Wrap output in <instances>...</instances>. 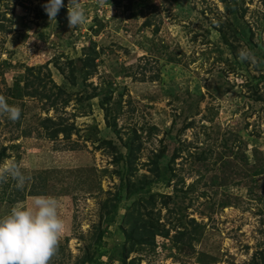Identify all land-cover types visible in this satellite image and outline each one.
<instances>
[{
	"label": "rangeland",
	"instance_id": "1",
	"mask_svg": "<svg viewBox=\"0 0 264 264\" xmlns=\"http://www.w3.org/2000/svg\"><path fill=\"white\" fill-rule=\"evenodd\" d=\"M46 2L0 0V95L21 110L0 114V166L26 177L0 181V216L54 197L50 264H263L264 0H80L73 28ZM38 76L69 104L27 95ZM49 117L76 130L53 140ZM141 216L155 243L125 259Z\"/></svg>",
	"mask_w": 264,
	"mask_h": 264
},
{
	"label": "clouds",
	"instance_id": "2",
	"mask_svg": "<svg viewBox=\"0 0 264 264\" xmlns=\"http://www.w3.org/2000/svg\"><path fill=\"white\" fill-rule=\"evenodd\" d=\"M63 0H47L44 5L49 20H56ZM69 27L82 25L87 20L80 0H69L67 5ZM239 58L251 60L249 50L241 48ZM0 114L13 122L20 119L19 107L9 104L0 95ZM11 178L22 188L26 177L15 162L0 166V181ZM64 223L58 215V201L51 196H37L31 206L12 207L7 215L0 216V264H50L58 249Z\"/></svg>",
	"mask_w": 264,
	"mask_h": 264
},
{
	"label": "trees",
	"instance_id": "3",
	"mask_svg": "<svg viewBox=\"0 0 264 264\" xmlns=\"http://www.w3.org/2000/svg\"><path fill=\"white\" fill-rule=\"evenodd\" d=\"M95 61L96 60L94 58H91L90 56L88 60L86 61V66H89V67L94 66ZM29 70L31 71V73L33 72L32 68ZM94 73H95V70L94 71L91 70L89 72V74L91 75ZM49 77L50 76L45 77V78H47L48 81L52 82L53 80ZM45 78L38 76L37 81H33V80L28 81L27 89H32L31 90L32 92L28 91L29 94L27 93V95H31L33 97L35 96L38 97L40 95L42 99H48V103H50V106L53 107L54 109H57L60 104H62L63 106L68 105L70 102L71 96L69 95L68 91L65 90L62 86L55 84V87H57L59 90L56 96L47 93L46 92L47 90L41 91L39 87H36L37 83H39V86L47 85L46 80H43ZM72 82L76 84L75 76L72 77ZM19 94L21 96L23 95L21 94V91ZM261 98L262 96L258 97V99H261ZM43 125L47 130L46 135L53 140H56L59 137V135L62 133L65 134V137L70 138L73 132L76 130L75 124H69L68 121L62 117H60V119H57V120L55 118L49 117L46 120H44ZM7 150L8 148L4 147L0 151V164L2 163V161L5 160V158L9 157ZM130 156L131 157L133 156V151H131ZM120 159H122L121 156L120 158H118V161H120ZM157 170L159 172L158 168ZM261 173H263L261 169H258L255 171V175H260ZM139 214L141 215L143 214V212L139 211ZM111 220L114 221L115 220L114 217H112ZM131 222L133 225H132V228H130V231L128 232V244L125 247V259H128L130 257L131 252H137L139 247L147 245V244L155 243V238H156V230L153 224L149 220H144V218L141 216V217L131 220ZM169 234L170 232L165 231L164 235L168 236ZM100 237H102V235ZM85 259H86L85 261L90 260L89 257H85ZM111 264H114V263L112 262ZM130 264H137L136 259L134 258L130 262Z\"/></svg>",
	"mask_w": 264,
	"mask_h": 264
}]
</instances>
